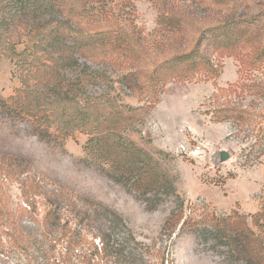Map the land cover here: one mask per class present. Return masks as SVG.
<instances>
[{"label":"rangeland","instance_id":"rangeland-1","mask_svg":"<svg viewBox=\"0 0 264 264\" xmlns=\"http://www.w3.org/2000/svg\"><path fill=\"white\" fill-rule=\"evenodd\" d=\"M55 6L54 13L44 7L37 14L25 0H0V28H12L5 40L15 53H32L29 38L40 23L64 20L67 46L75 32H94L83 49L67 52L58 65L47 63L52 75L43 87L30 79V95L19 100L20 71L0 55V226L7 219L17 227L21 246L33 254L25 260L2 248L0 264L49 263L36 251L45 243L43 208L31 217L19 211L28 191L24 176L102 205L171 264H254L235 248L229 229L242 223L264 241L258 218L264 212V35L256 37L264 34V0H56ZM160 14L191 22L162 29ZM245 15L259 17L241 29H248L241 39L229 37L235 45L215 42L213 26ZM203 31L214 41L201 46L197 69L177 70L172 62L159 68L194 47ZM61 100L88 104L77 117L85 127L69 133L52 121L56 107L45 103ZM230 111L239 113V123L225 118ZM128 146L141 150L159 176L144 195L131 180L110 177L111 162ZM50 190L29 194L38 200ZM172 213L178 224L166 229ZM233 215L240 220L227 226Z\"/></svg>","mask_w":264,"mask_h":264},{"label":"trees","instance_id":"trees-1","mask_svg":"<svg viewBox=\"0 0 264 264\" xmlns=\"http://www.w3.org/2000/svg\"><path fill=\"white\" fill-rule=\"evenodd\" d=\"M55 1L25 0L26 8L37 14H40L44 7L49 8L53 13L56 12L54 11L56 10ZM226 2L227 0H220V3L225 4ZM257 17L259 16L245 15L213 26L212 28L216 32L215 42L219 41L221 44L230 42V46L235 45L236 43L232 40L230 41L229 37L241 39V34L248 30L244 29L243 31L241 29L255 24ZM181 20L191 22L189 19L178 17L176 14L169 16L160 14L159 24L162 29H165L166 27H172L173 23ZM244 22L246 24L239 28V25ZM237 26L238 29L236 30ZM180 27L178 25L179 29ZM9 29L12 28L7 26L0 28V55L3 54L12 59L16 68L20 71V88L16 91V100L21 99L22 95H24L23 98L30 95L28 93L30 79L36 81L35 84L37 86L42 84L43 87V78L45 77L46 80L48 76L52 75V69L47 63L58 65L57 59L65 57L64 55L67 52H77L94 33L82 36L81 32H75L76 36L73 39L72 46H67L65 39L68 37L70 29L66 26L64 20L56 23H40L36 26L34 36L29 38L33 51L27 54L26 51L15 53L13 47L6 42V35L11 32ZM105 33L107 31L97 32L98 35ZM182 34H185V30H182ZM263 35V33H257L256 37H262ZM209 40L214 41L213 36L211 34L205 35L203 31L194 47L189 50L188 48L182 49L180 53L172 56L169 63L168 60L162 62L159 68H164L172 62L173 67L177 70H185V67L197 69L202 62L195 58L200 55L203 43L209 42ZM254 41L255 44L260 42L256 38ZM44 47H48L49 52L43 50ZM254 48L252 47V49ZM42 51L44 54H40ZM141 53L143 54V51ZM54 54L56 57H54ZM15 98H12V100H15ZM45 105H54L56 107V109L50 111V117L53 118L52 121L54 123L68 130L69 133L77 129L78 126H80V129L85 127L84 124H80L77 117L80 115L79 113H83L85 110L88 112V104L85 103L82 106L78 102L61 100L55 103H45ZM58 107H60V111ZM224 116L226 119L236 123H239L241 119L238 112L230 111L228 115ZM121 153L122 156L119 155L120 161H112L110 164V169L112 170L110 177L117 183L131 180L134 191L139 192L141 195L151 191L148 189L151 186L152 177L157 175H155L156 171L151 162L148 161L146 163L143 161L144 153L129 146L124 147ZM156 179L159 180V176ZM24 180L25 182H21V184L28 191L23 190L25 208L21 206L19 211L31 217L35 213L34 210L37 206L43 208L41 226L44 225L45 229L42 234V237L45 238V243H42L41 248L36 251L48 255V264H171L166 259L167 254L156 252L151 247L139 242L125 223L102 205L92 201L81 200L73 195L62 194L42 183L39 185L38 182H27L29 178L25 176ZM46 188L51 189V192L42 194L40 196L41 199L38 200L31 198L30 192H36L39 196L42 190ZM234 218H237L236 215L228 218L227 226L232 225L230 222ZM258 218L262 222V227H264L263 211L258 214ZM178 220L179 217L172 213L171 217L166 221V229L173 227L176 223L178 224ZM238 220L240 219L237 218ZM5 222V224L0 226V244L2 237H5V244L0 245V250L7 248L11 253L17 252L25 260L29 258L31 260L33 254H30L28 247L21 246L20 243H23V240L22 237H18L19 231L17 227L15 228L12 223H8L7 219ZM230 227L228 229L235 248L245 253L254 264H264V241H262L260 234L256 235L242 223L239 228L235 225ZM5 245L6 247H4Z\"/></svg>","mask_w":264,"mask_h":264},{"label":"water","instance_id":"water-1","mask_svg":"<svg viewBox=\"0 0 264 264\" xmlns=\"http://www.w3.org/2000/svg\"><path fill=\"white\" fill-rule=\"evenodd\" d=\"M220 158H221L222 161L226 160V158H227V154L223 152V153L221 154V157H220Z\"/></svg>","mask_w":264,"mask_h":264}]
</instances>
